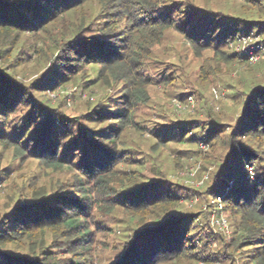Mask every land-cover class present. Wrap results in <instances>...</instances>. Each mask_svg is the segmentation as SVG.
<instances>
[{"label": "trees", "instance_id": "1", "mask_svg": "<svg viewBox=\"0 0 264 264\" xmlns=\"http://www.w3.org/2000/svg\"><path fill=\"white\" fill-rule=\"evenodd\" d=\"M252 31L264 51V0H0V153L61 174L15 187L13 169L0 165V192L14 189L0 210V264H91L93 232L81 218L92 207L97 229L130 231L111 264H264V53L260 80L226 84L227 107L239 110L233 124L195 89L196 114L149 126L141 119L151 88L176 87L186 75L174 64L154 67L167 35L195 56L211 51L242 66L247 55L223 47ZM219 71L201 68L196 78L208 85ZM70 84L105 91L83 121L48 106L46 91ZM179 154L198 161L200 202L229 221L222 254L210 246L205 210L188 208L169 183L165 160L180 165Z\"/></svg>", "mask_w": 264, "mask_h": 264}, {"label": "rangeland", "instance_id": "2", "mask_svg": "<svg viewBox=\"0 0 264 264\" xmlns=\"http://www.w3.org/2000/svg\"><path fill=\"white\" fill-rule=\"evenodd\" d=\"M261 38L262 37L252 31L247 36L242 35L234 42L227 44L228 47H223L224 50L228 52L247 53L254 57V61H247L249 65L241 66L236 63L232 66H227L217 62L211 51H206L199 56H195L183 42L181 37L175 34L167 35L163 44L154 50V60L162 62L163 65H154V67H164L167 64H174L175 67L182 68L186 75H183L182 78L179 77V83H176V87L164 88L158 85L149 90L151 98L150 108H143V111H141V119L145 122L144 124L149 126L154 122L160 123L162 122V119H159L160 116H164L163 119L166 120L167 123H170L172 120L184 118L189 114H196L203 100L197 97L196 93H194L195 90H199L201 92V97L203 96L206 100H209L210 103H213V108H215L216 112L223 111L226 113L224 116L227 117L224 120L225 122L233 124L239 110L236 112L235 109L233 110L227 107L229 105L227 95L229 89L226 87V84L229 82L234 83L233 81L235 78L240 77L241 81L244 82L248 79L249 83L256 82V80L258 81L262 78L261 71L256 69V66L259 65L258 62L262 60V53H264L260 43ZM31 63H33V60ZM214 66H218L219 72L221 73L215 78V82H208V85H206L197 80L196 75L201 68H213ZM37 68L38 66L34 65L29 69L30 74H26L25 82H31L33 73L38 70ZM40 71L42 72L43 69H40ZM242 73L245 75L244 78L241 76ZM151 74H155L154 70H152ZM184 77L187 78L186 82ZM89 89H93L92 93H89ZM214 92L217 95H214ZM103 93L105 94V91L99 86L82 89L81 87L70 84L65 88H58L54 92L46 91L45 97L46 100H48L49 108L56 110L60 115L62 114L68 118H80V121H83L84 118H82V116H85L96 105L97 96ZM109 94L111 95V93ZM179 94H187L188 96L185 101L181 102L177 98ZM35 96L40 98L39 94H35ZM135 137H133L134 142L136 141ZM0 154H2V156H0L1 167L8 166L11 170L13 169V175L10 178H14L12 183L15 187L22 186V183L26 182L30 177H37L39 184L49 185V183H53V181L61 175L60 173H54L49 170H42L40 166L35 163H28L27 165L21 166L17 160L11 158V154ZM168 154L171 156V159L176 157L173 151L168 152ZM138 156L137 154L135 155L136 158L144 159V157ZM179 157L182 158L180 165H175V161L173 162L171 159L165 160V172L170 181H172H169V183L173 189L180 191L179 194H181L182 198H189L187 202L184 201V203L186 202L188 205V208H194L200 204L199 206H202L205 210L204 220L207 224L206 230L212 237L210 246L213 251L221 253L222 251L218 250L221 249L223 244L228 243V239L231 235L229 221L224 213L215 211L216 204L213 203V207L209 208L206 207V203L200 202V197L195 191L200 188L202 182L196 174L198 168V164L196 163L198 161L195 162V158L190 159L191 155L187 154H179L177 159ZM143 173L147 178L154 177L149 166ZM179 185L184 186L182 187L183 189H181ZM12 190L14 189L7 186L5 190L0 192V210H3L5 206L10 203ZM89 196L92 198L93 202L94 193H89ZM95 213L96 209L92 207L89 214H83L81 218L83 221H89V227L93 232L94 246L91 253V264H111L118 260L122 252L123 244L129 241L127 236H130V231L124 228L123 224L119 223L110 225L104 223V225L101 226L103 228L97 229L96 226L90 222V217ZM110 218L111 217H109L108 220H110ZM199 219L201 220V217ZM123 220L124 217L119 215L118 221L122 222ZM227 252L228 251H226V253Z\"/></svg>", "mask_w": 264, "mask_h": 264}, {"label": "built area", "instance_id": "3", "mask_svg": "<svg viewBox=\"0 0 264 264\" xmlns=\"http://www.w3.org/2000/svg\"><path fill=\"white\" fill-rule=\"evenodd\" d=\"M247 55V58H248V61L251 62V61H254V57H252L251 55H248L247 53H245Z\"/></svg>", "mask_w": 264, "mask_h": 264}]
</instances>
